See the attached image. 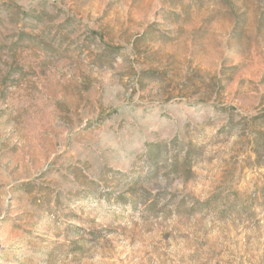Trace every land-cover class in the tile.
<instances>
[{
  "label": "rangeland",
  "instance_id": "obj_1",
  "mask_svg": "<svg viewBox=\"0 0 264 264\" xmlns=\"http://www.w3.org/2000/svg\"><path fill=\"white\" fill-rule=\"evenodd\" d=\"M0 264H264V0H0Z\"/></svg>",
  "mask_w": 264,
  "mask_h": 264
}]
</instances>
